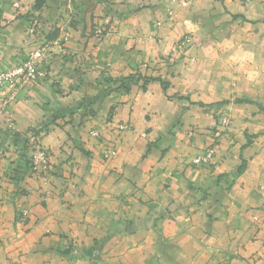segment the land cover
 Returning a JSON list of instances; mask_svg holds the SVG:
<instances>
[{"label": "crops", "instance_id": "1", "mask_svg": "<svg viewBox=\"0 0 264 264\" xmlns=\"http://www.w3.org/2000/svg\"><path fill=\"white\" fill-rule=\"evenodd\" d=\"M36 1L0 0V67L47 47L16 134L0 125V264H264V0ZM231 99V133L193 167ZM39 129L46 174L22 156Z\"/></svg>", "mask_w": 264, "mask_h": 264}, {"label": "built area", "instance_id": "2", "mask_svg": "<svg viewBox=\"0 0 264 264\" xmlns=\"http://www.w3.org/2000/svg\"><path fill=\"white\" fill-rule=\"evenodd\" d=\"M18 8V4L14 5ZM30 35L33 37L37 33L38 22L35 20L30 24ZM30 36V37H31ZM47 47L36 46L27 55L26 59L10 70H4L0 67V122H4L11 131H16L15 123L11 120L9 105L13 101L14 96L9 93L20 92L26 87L38 83L47 76V72L43 69L46 60ZM6 93H8L6 95ZM223 127H227L229 123L226 120L222 122ZM123 129V127H122ZM93 134L94 137H98ZM29 151L31 155V166L36 173H47L50 168V156L48 150L42 147L40 135H31L27 138ZM213 153L209 152L198 156L193 160L195 166L201 167L204 164H211L213 161ZM116 155L114 150L105 152V158L109 159ZM24 212V217L26 216Z\"/></svg>", "mask_w": 264, "mask_h": 264}, {"label": "rangeland", "instance_id": "3", "mask_svg": "<svg viewBox=\"0 0 264 264\" xmlns=\"http://www.w3.org/2000/svg\"><path fill=\"white\" fill-rule=\"evenodd\" d=\"M180 4V7L181 8H186L187 6H188V3H186V2H180L179 3ZM175 15V10H170L169 12H168V14H167V16H168V18H171V17H173ZM166 20H168V19H166ZM166 20H160L158 23H157V25L158 26H161L162 25V23L163 22H165ZM108 30L107 29H105V27H104V25H99V26H97L96 28H95V30H94V32H93V37L96 39V40H98V41H102L107 35H108ZM31 33H30V27H28V31H27V34H26V36H27V38H28V36H29V38H32V36L30 35ZM194 33H191V34H187V35H185L184 37H183V39L181 40V43H180V48H182V49H184V47H185V45H187L188 43H190L193 39H194V35H193ZM36 35V34H35ZM31 36V37H30ZM40 46V45H39ZM41 46H45V45H41ZM260 71V70H259ZM113 80H111V82H112ZM110 82V83H111ZM252 88H254V87H252ZM25 90V89H24ZM23 91V90H22ZM22 91H20V92H22ZM20 92H18V91H16L14 94L13 93H9V95H11L12 94V96L11 97H13L14 96V99H13V101L10 103V105L15 101V100H17V97H18V95L20 94ZM8 93H6V95H7ZM239 101V99H231V100H229L228 102H221V103H219V104H216V107H217V113H216V115H217V119H218V123H217V127L215 128V131H214V133H213V136H214V140H215V142L212 144V145H210V146H208L206 149H204L203 151H202V154H206V153H209V152H214L213 153V161H212V163L211 164H209V163H207V164H204L203 166H201V167H198V166H195L194 164H193V160L196 158V157H198V156H202V154H200V155H198V156H196V157H193V159H192V161H191V165L193 166V167H195V168H205V167H207V166H212L213 165V162H214V160H215V158H216V154H217V152H216V148H217V146L219 145V143L223 140V138L224 137H227L230 133H231V131H232V125H233V117H232V107L233 106H231V105H234V104H237V102ZM10 105H9V110H10ZM10 114H11V110H10ZM11 120L15 123V121H14V119H13V117H12V115H11ZM223 120H226L228 123H229V125L227 126V127H223V125H222V121ZM0 125L2 126V128L5 130V131H7V133H9V134H16V131L14 132V131H11L7 126H6V124L4 123V122H0ZM122 127H123V129H122ZM15 128L17 129V126H16V124H15ZM119 132H121V133H123V132H127V131H133V130H135L132 126H130L129 124H121V125H119L117 128H116ZM45 133H46V129H39V130H34L33 132H31V133H29L28 135H25V138H24V140L26 141V146H27V149H28V162H31V155H30V151H29V145H28V141H27V138L29 137V136H31V135H40V137H41V142H42V147L43 148H45L46 150H48V153H49V156H50V161H51V153H50V151H49V149H47L45 146H44V143H43V136L45 135ZM98 132L96 131V130H93L91 133H90V136L91 137H93V138H100V135H98V137H94L93 136V134H97ZM99 134V133H98ZM191 135V134H190ZM192 136V135H191ZM111 150H114L115 151V153H117V151H116V148H114V149H110V148H108V149H106L105 150V152H107V151H111ZM105 152H104V156H105ZM116 156V155H115ZM114 156V157H115ZM114 157H111V158H114ZM111 158H109V159H111ZM108 160V159H107ZM50 166H51V162H50ZM49 170H50V168H49ZM49 172V171H48ZM47 172V173H48ZM43 174H45V173H43ZM73 243V247H74V249H73V251H74V253H76L77 252V248H78V246H77V243H75V242H72Z\"/></svg>", "mask_w": 264, "mask_h": 264}, {"label": "trees", "instance_id": "4", "mask_svg": "<svg viewBox=\"0 0 264 264\" xmlns=\"http://www.w3.org/2000/svg\"><path fill=\"white\" fill-rule=\"evenodd\" d=\"M44 4H45V0H37L36 3H35V5H34V11L41 10V8L43 7ZM129 79L130 78L124 79V80H121V81L116 80L115 82L112 81V83H115V84L120 83L119 87L116 88V90H118L120 88H125L128 85V83H129ZM106 81L111 82V79H107ZM23 142H24V148L22 149L23 150L22 156L24 158H28V149H27V146H26V141L24 140ZM25 165H26V169L27 170H31L33 173H35L33 171L34 169L31 166V163L30 162L27 161V163Z\"/></svg>", "mask_w": 264, "mask_h": 264}]
</instances>
